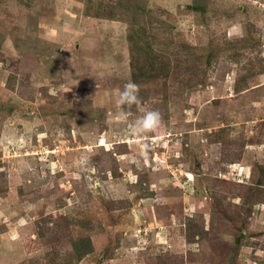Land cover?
Segmentation results:
<instances>
[{
  "label": "rangeland",
  "instance_id": "374dc122",
  "mask_svg": "<svg viewBox=\"0 0 264 264\" xmlns=\"http://www.w3.org/2000/svg\"><path fill=\"white\" fill-rule=\"evenodd\" d=\"M262 4L0 0V264H264Z\"/></svg>",
  "mask_w": 264,
  "mask_h": 264
},
{
  "label": "clouds",
  "instance_id": "9594fccd",
  "mask_svg": "<svg viewBox=\"0 0 264 264\" xmlns=\"http://www.w3.org/2000/svg\"><path fill=\"white\" fill-rule=\"evenodd\" d=\"M115 104L121 109L120 115L122 119H127L132 116L130 110L133 106H136L142 112L141 115L136 116L131 122L129 131L132 135H147L148 133L156 131L161 126L162 117L160 112L155 109H144L142 107L140 85L131 79L119 91Z\"/></svg>",
  "mask_w": 264,
  "mask_h": 264
},
{
  "label": "trees",
  "instance_id": "16d2710c",
  "mask_svg": "<svg viewBox=\"0 0 264 264\" xmlns=\"http://www.w3.org/2000/svg\"><path fill=\"white\" fill-rule=\"evenodd\" d=\"M196 7H198L199 9H201V8H202L201 6H200V7H199V6H196ZM89 244H90V243H89ZM87 246H90V245H87ZM87 249H88V251H86V252H87V253H89V252L91 251V246H90V247H88Z\"/></svg>",
  "mask_w": 264,
  "mask_h": 264
},
{
  "label": "built area",
  "instance_id": "2783aa9c",
  "mask_svg": "<svg viewBox=\"0 0 264 264\" xmlns=\"http://www.w3.org/2000/svg\"><path fill=\"white\" fill-rule=\"evenodd\" d=\"M263 5V4H262ZM263 8H264V5H263Z\"/></svg>",
  "mask_w": 264,
  "mask_h": 264
}]
</instances>
